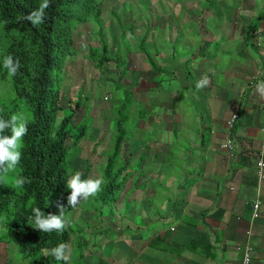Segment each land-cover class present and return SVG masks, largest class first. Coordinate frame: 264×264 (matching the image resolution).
<instances>
[{
	"label": "crops",
	"instance_id": "crops-1",
	"mask_svg": "<svg viewBox=\"0 0 264 264\" xmlns=\"http://www.w3.org/2000/svg\"><path fill=\"white\" fill-rule=\"evenodd\" d=\"M202 3L206 5L209 1H193L196 6ZM214 3H221L222 23L213 33L201 25L197 30L189 25L193 17L198 22L200 16L183 0H168V11L150 8L154 13L149 16L154 17L155 25L142 29L138 36L142 40L147 36L145 47L133 46L129 53L141 71L140 75L133 71L129 75L128 82L134 87L131 97L134 102L141 99L143 104L144 101L156 104L162 116L173 115L174 119L178 114L177 125L181 129L183 112L179 103L171 102V98L160 99L159 94L190 89L194 86L192 72L199 81L206 78L208 83L196 89L192 97L196 117L202 118L194 134L195 149L189 154H200L194 159L181 151L176 156L171 154L170 148L174 146L171 129L165 121L154 129L152 145L157 152L143 150L149 144L145 141L137 155H130L147 153L144 161L155 165L147 170L144 164L142 181L136 184L130 177L121 193L130 188L141 194L138 198L130 197L128 224L122 223L126 234L118 229L119 222L125 220L115 218L118 210L113 219H96V227L100 228L95 227L92 234L80 235L85 251L95 258L89 264H244L243 253L237 251L239 244L253 248L251 264H264V177L257 165L264 161V98L256 90L264 82V0H214ZM158 28L163 29V42ZM168 45L173 47L170 52ZM145 48L156 57L155 69L143 70L142 58L135 54ZM182 68L191 72L181 73ZM163 76L166 85L158 80ZM146 107L153 114V108ZM236 109L240 117L230 129L227 122ZM139 125L141 130L147 127L142 121ZM228 139L233 140L232 152L222 149ZM140 143L130 140L124 148H134ZM163 143L167 145L164 151L171 154L164 153L165 158L159 157ZM174 162L183 165L180 172ZM160 188L166 200L156 203ZM177 192L180 196L171 200ZM256 201L261 202V209L252 222V206ZM164 209V216L160 215ZM108 221L105 225L117 229L118 236L101 234L105 230L101 226ZM74 242L72 238L69 256L73 254ZM5 263L7 260L1 259L0 264Z\"/></svg>",
	"mask_w": 264,
	"mask_h": 264
},
{
	"label": "rangeland",
	"instance_id": "rangeland-1",
	"mask_svg": "<svg viewBox=\"0 0 264 264\" xmlns=\"http://www.w3.org/2000/svg\"><path fill=\"white\" fill-rule=\"evenodd\" d=\"M155 1L156 0H100L103 33L105 42H107L109 56L111 55L112 57L115 52L119 51V47H122V41L124 43L125 41L128 43L130 42L132 46L136 47L141 44V38L139 37V39H137V36L140 35L142 29L145 30L146 28L155 25L152 21L154 20V17L149 16L151 13H154L153 11L151 12L150 8L152 9L153 7H156L157 9L165 11L169 10L168 0ZM193 1L194 0H183L184 4L194 10L195 15L200 16L198 22L197 17H193L190 20L189 25L194 27L196 30L200 27L199 25H201L206 29H211L212 33L215 32L216 29H219L222 23L220 12L222 9L221 3H214V0H208L209 3L206 5L202 3L196 6L193 4ZM204 1L205 0H203V2ZM179 10L180 9H178V11ZM114 12H118L123 21L126 20L127 22H131L130 27L133 28L135 36H133L131 29L128 27V31H130L129 33L126 32L128 37L122 36L121 38L123 29L115 18ZM189 13L190 12L186 14ZM147 16H149V21L146 20ZM141 20H143V23L140 22ZM123 27L124 29L126 28V22ZM97 29H99L98 25L95 26L92 24H86L85 27L76 32V36H74L75 44L68 57V61L66 63L67 66L65 67L66 70L62 74V78L64 79L62 104L65 108L63 114L67 115L72 113L73 111L70 108V106H72L71 104L75 106L77 101L81 102L80 108L77 109L76 118L70 125V130H73L72 135L68 140V147L71 150L68 159L70 163V172H73L74 170L85 171L90 165L92 169L89 178H102L106 165L108 164V159L114 153L119 133L125 135L126 141L124 144L130 140L134 143H137L138 141L141 143L139 144L140 146H135L130 149H126L123 146V151L121 153L123 157L114 165L111 179H114L115 181V184L113 185V189H115L114 192L116 193L115 201H111L106 204L105 208H102L101 210L100 204L102 203L96 202L94 199L96 198V194L95 196L89 197L87 200L81 199V201L76 205L77 208L71 210L73 213L69 211L67 216L71 218L73 230L79 231L80 229H83L84 233L82 235H88L93 233V230L96 227V219H113L114 214L120 210V213L115 218L117 220L125 219L123 222H119L120 225L118 226V229L122 230V233L126 234V231H124L126 227L122 223L128 224L126 218H129L127 213L131 212L130 197L132 196L133 198H138L141 194L135 190L131 191L130 188L126 187L128 189L127 192L123 193L120 198L119 195L123 192V189L128 183L127 181L130 177H133L134 181L136 180V184L142 181L144 178L142 176L144 164H147V170L155 165L144 161V159L148 157L147 153L146 156L144 153L135 157L130 156L132 154L137 155L142 149L141 144L145 143V141H149V144L144 147L143 150L146 148V151L153 150L154 152H157L156 146L152 145V143H154L153 138L156 134L154 129L159 128L163 121H165L167 127L171 129L170 138L174 144V146L170 148L171 154H175L176 156L178 151H181L187 156H191L193 159L198 158L200 154L199 152L196 154L192 153V155L189 154L190 150L195 149L193 144L194 134L197 132V125L200 123L202 118L201 116L196 117L197 113L192 105L194 102L192 97L196 95V89H199L197 87L199 77L195 76L196 74L192 72V75L190 76L194 86L188 90L181 91V93L179 91L169 93L165 91L159 94L161 97L160 99L167 100L168 98H171V102L174 101L179 103L183 112V121L180 126L181 129H178L179 127L177 123H180L178 114L173 119V115L162 116L161 110L156 104L152 105L151 103H147L145 101V104H143L141 99L140 102L132 101L131 103H128L125 101L128 98H130L129 101H131L130 95L132 94L127 91L129 90L130 92H133L134 87H132V84L128 82V79L130 80L129 75L133 74L132 70L137 72V65L132 67L128 63H123L117 66V62L114 60L115 57L113 56L112 60L104 65L103 68H96V63L92 60V52L90 51L92 48L102 47L100 36L96 34ZM2 31L3 30L0 28V54L8 43L6 36L2 33ZM202 31L205 32L203 29ZM158 32L160 33V40L163 42V29L158 28ZM148 41L151 42V39ZM162 47L165 48L163 45ZM166 48L168 52L173 50L172 45H168ZM130 57L131 55L129 54V58ZM148 58L149 60H155L154 53L151 52ZM2 64L3 61L0 59V106L1 103H8L14 95L11 77L7 74V71L3 68ZM121 71L123 72V75L126 73L127 78L123 77L121 80V76L119 75V72L121 73ZM187 71L191 72V69H181V73H185ZM140 73L141 71L139 72V75ZM165 79L166 77L163 76L158 80L162 81L163 84L166 85L167 82ZM138 80L140 82L139 78ZM173 86L175 87V84H173ZM127 95H129L128 98ZM152 96L156 98L154 94H152ZM176 103H174V105H176ZM145 105L147 106L146 108H153V114H150L149 111L145 109L146 115L142 116ZM73 108L75 109V107ZM6 110L9 111L11 115L24 114L30 119V113L26 110L25 106H21V110L19 109V112H15L13 110V106L10 104ZM122 119H124L125 122L121 127L119 125V121ZM141 121L147 124V127L144 130L139 129ZM80 127H86L87 131L85 132V136L79 143L78 147H75V137L80 133ZM165 146L167 145L163 143L159 147L161 154L158 155L161 158L166 157L164 153L171 155L164 151L163 148ZM130 159L132 161H129ZM174 163L177 166L175 167L176 171L180 172L183 165H180L177 162ZM172 164L173 163H171V165ZM172 169L173 168L171 167L170 170ZM120 171H123V173L119 174ZM16 174L17 173L12 174L9 172V178L14 179ZM150 189L153 191L152 188H149V190ZM165 196L166 195H164L163 189H158L155 200L156 203L165 201ZM178 196H180L179 192L170 198H172L171 200H177ZM57 200L58 194L53 193L48 197L47 203L53 205L57 202ZM100 211L102 212L100 213ZM165 212V209L162 210L160 215L164 216ZM89 222L91 223L89 224ZM136 222L140 223V219H137ZM108 223L110 222L108 221L101 226V228L105 229L101 234L113 235L114 237H116V235L118 236L120 232L111 226L105 225ZM157 225L160 226L159 223H157ZM6 228L7 225L3 220L0 225V251H2L0 262L1 259H3L5 261L7 260V263L5 264H32V262L37 258L34 256H27L24 249L21 248V243L11 241L7 236ZM97 228H100V226L96 227V229ZM94 236L95 235H90V238ZM73 239L75 241L73 254L69 256L67 262L59 264L92 263V259L95 258L89 255V251H85V246L82 241H80V232H77L76 235L73 236Z\"/></svg>",
	"mask_w": 264,
	"mask_h": 264
},
{
	"label": "trees",
	"instance_id": "trees-1",
	"mask_svg": "<svg viewBox=\"0 0 264 264\" xmlns=\"http://www.w3.org/2000/svg\"><path fill=\"white\" fill-rule=\"evenodd\" d=\"M42 2L43 0H0V28L8 41L0 54V59L3 61L4 57L11 55L14 60L18 59L20 64L15 76H10L14 95L8 103H1L0 118L9 119L11 113L6 109L10 104L15 112H19L21 106H25L30 113L28 132L23 138L21 162L15 170L10 171L12 174L17 173L15 178L10 179L9 172H0V225L4 220L9 239L21 243V248L27 256L37 258L32 264H59L65 261L45 256L43 250L61 243H66L70 248L73 235L77 232L84 233L83 229L73 230L71 218L67 216L75 207L68 206L67 197L71 193L66 184L78 171L70 172L68 159L71 150L68 147V140L73 131L70 130V125L76 118L81 102L77 101L75 106L71 104L72 113L63 114L65 108L62 104L64 82L62 74L66 70V63L75 43L74 36L86 24L99 26L96 34L100 36L102 47L92 48L90 51L93 61L98 62V69L103 68L113 56L117 66L120 65L119 63L133 51V46L124 40L125 43L122 41L119 51L112 57L109 56L103 33L100 0H49L50 7L45 9L43 23L33 26L24 17L36 10ZM114 14L123 29L121 38L128 37L126 32L130 31L128 27L124 29L122 17L118 12ZM129 28L135 36L133 28ZM146 40L147 36L141 39L140 47H145ZM129 100L130 98L125 101L131 103L133 98ZM144 111L146 114L145 109ZM124 122V119L120 120L119 125L122 127ZM79 129L80 133L75 137V147H78L87 131L86 127ZM4 134L10 135V132L6 130ZM117 138L114 153L109 157L102 176L104 179L102 190L94 198L96 202L102 203L101 210L106 204L116 200L113 189L115 181L111 176L115 163L123 157L121 153L126 141L122 133H119ZM91 169L89 165L85 171L80 170L81 178L88 179ZM122 173L123 171H120L119 174ZM21 177L25 183L18 186L17 180ZM53 193L58 194V200L50 205L47 200ZM120 196L121 194L119 198ZM58 205L64 207L67 221L63 231L45 233L33 228L29 222L33 208H39L46 215H59Z\"/></svg>",
	"mask_w": 264,
	"mask_h": 264
},
{
	"label": "clouds",
	"instance_id": "clouds-1",
	"mask_svg": "<svg viewBox=\"0 0 264 264\" xmlns=\"http://www.w3.org/2000/svg\"><path fill=\"white\" fill-rule=\"evenodd\" d=\"M48 7H50L49 0H43V2L39 5V7L36 10L28 13L24 17V19L30 22L33 26L39 25L43 23L45 16V9H47ZM139 14L142 15L141 13ZM122 22L123 23L126 22V27L128 25L129 26L131 25V22H127L126 20L125 21L122 20ZM99 48H101V46ZM135 54H137L142 58L144 64L143 70L146 71L147 69L150 68L155 69V64H154L155 60H149L148 56L151 54V52L147 48H145V50L143 51L139 50L138 53ZM130 60L131 59L127 57L126 61L124 59L119 64L121 65L123 63H128L132 67L134 65H137L136 69H138L139 63ZM95 63H96V68H98L97 66L98 62ZM2 66L7 71V74L9 76H15V74L17 73L20 67V64L18 59L14 60L11 55H8L4 57ZM139 69L141 68L139 67ZM137 72L139 71L137 70ZM119 75L122 76L123 72L122 71L121 73L119 72ZM126 76L127 75L125 74L124 78ZM207 83H208L207 79L204 78L197 83V87L201 88ZM256 90L261 95V97L264 98V82L259 83L256 86ZM28 123H29V118L24 114H12L7 120L0 118V172L8 173L10 171L15 170L16 167L20 164L22 159L23 138L28 132ZM6 130L10 132V135L4 134ZM81 177H82V173L80 171H76L67 181L66 186L68 189H70V193H71L67 197V202L69 207L77 208L76 205L81 201V199L87 200L89 197L95 196L98 192L102 190L101 189V185L103 184L102 178L82 179ZM24 183L25 180L22 177L17 180L18 186H22ZM58 207L60 209L59 215L57 214L46 215L39 208H33L32 216L29 217V222L32 224L34 229L39 230L40 232L51 233L53 231H63L67 225V221L64 215V207L62 205H58ZM252 216H253V218L251 217L252 222H254L259 216V214L255 216L253 206H252ZM68 248L69 246L66 243H61L51 249H44L43 251L45 256H52L58 261L67 262L69 259Z\"/></svg>",
	"mask_w": 264,
	"mask_h": 264
},
{
	"label": "built area",
	"instance_id": "built-area-1",
	"mask_svg": "<svg viewBox=\"0 0 264 264\" xmlns=\"http://www.w3.org/2000/svg\"><path fill=\"white\" fill-rule=\"evenodd\" d=\"M240 117V113H239V109H236L235 112L232 114L231 120H229L227 122V127H229L230 129L233 128L234 122L235 120H237ZM264 131V130H263ZM222 148L232 152L233 150V140L232 139H228L226 140V142L222 145ZM258 167L260 170V175L262 177H264L262 170L264 168V162L263 160H260L258 162ZM254 207V214L255 216H257L259 214V210L261 208V202L260 201H256V203H254L253 205ZM237 251L238 252H242L243 253V258H244V264H251L253 259H252V254H253V249L250 245H241L239 244L237 246Z\"/></svg>",
	"mask_w": 264,
	"mask_h": 264
}]
</instances>
